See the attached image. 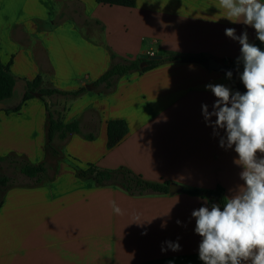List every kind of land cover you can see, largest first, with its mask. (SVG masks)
I'll return each mask as SVG.
<instances>
[{"label":"crops","instance_id":"1","mask_svg":"<svg viewBox=\"0 0 264 264\" xmlns=\"http://www.w3.org/2000/svg\"><path fill=\"white\" fill-rule=\"evenodd\" d=\"M218 3L135 0L132 8H125L95 0H0V62H10L9 73L17 79L14 91L21 87L4 104L18 102L25 81L37 75L41 87L63 92L83 87L86 91L77 97L54 94L45 101L55 118L76 120L82 133L95 135L90 141L78 134H55L54 152L47 150V113L40 99L31 98L16 112L0 110V156L19 150L33 164L41 156H67L78 168L86 163L125 166L150 181L203 190L219 186L230 196V189L243 183L242 168L234 163V149L219 146L201 108L207 104L211 111L216 99L206 84L233 90L225 74L199 62H167L121 76L111 94L90 86L110 63L143 53L236 64L240 45L225 35L226 28H235L237 35L246 30L249 42L264 50L253 28L221 17L226 13L215 7ZM113 119L123 120L127 133L108 148L106 122ZM58 145L64 149L59 151ZM67 166L65 179L54 175L39 185L14 186L4 193L0 264H203L198 255L202 238L194 231L191 213L205 198L180 190L131 196L114 186L75 180L73 166ZM110 200L125 215H115ZM134 212L141 214L142 226L131 223ZM167 241L178 242L181 250L172 251ZM162 246L167 250L162 252Z\"/></svg>","mask_w":264,"mask_h":264},{"label":"clouds","instance_id":"2","mask_svg":"<svg viewBox=\"0 0 264 264\" xmlns=\"http://www.w3.org/2000/svg\"><path fill=\"white\" fill-rule=\"evenodd\" d=\"M215 7L225 12L221 17L231 23L253 28L256 38L264 44V3L219 0ZM225 35L240 45L236 64L237 70L243 65L238 74L246 91L206 84L205 89L216 99L211 111L207 104L201 108L206 125L219 137V146L234 149V163L242 168L239 178L243 183L230 189L232 194L223 198L222 209L217 203L209 208L205 200L191 216L195 219L194 231L202 238L198 255L203 264H264V50L249 42L246 30L237 35L235 28H226ZM225 75L231 80L233 72L229 70ZM221 130L224 135H220ZM109 204L115 215H125L115 200ZM131 223L142 226L145 222L141 214L134 212ZM165 243L172 251L181 250L178 242ZM166 250L162 246L161 251Z\"/></svg>","mask_w":264,"mask_h":264},{"label":"trees","instance_id":"3","mask_svg":"<svg viewBox=\"0 0 264 264\" xmlns=\"http://www.w3.org/2000/svg\"><path fill=\"white\" fill-rule=\"evenodd\" d=\"M97 4L109 6H121L125 8H132L135 0H95ZM112 57L113 55L110 54ZM180 61H194L202 64H207V58L203 56H178V55H163L162 59L147 61L143 67H139L140 59L124 60L120 63H110L109 66L101 73V75L91 82L92 90L97 93L107 94L115 87V83L121 76L127 75L131 72L143 73L151 68L167 62H180ZM235 69L232 79L229 80L233 91L239 90L241 93L246 91L244 86L240 83L239 72L243 71V65L240 64L237 70V64H229L226 60L223 61ZM9 63L2 64L0 62V103H6L12 95L15 88L17 79L9 73ZM42 80L40 76H35L30 81H25V88L22 92L21 98L14 104H6L3 109L5 112L18 111L23 103L31 98L40 99L45 107L47 113V126H46V148L49 151L54 149L51 145L52 138L58 134L60 138H65L67 134H78L86 140H94L93 133H82L79 124L76 120L64 123L60 118L54 117L50 111L48 104L45 101L46 97L54 94L64 95L69 97H77L86 91L85 88H79L73 92H63L56 88L41 87ZM127 133V127L123 120L113 119L106 122V137L107 147L112 148L119 143ZM8 159V163L14 166L21 175L25 176L30 183L22 185L15 184L12 177L0 174V207L2 204V197L4 193L14 186H27L32 187L39 185L43 182L44 175L47 168L44 163L33 164L24 158L17 156L0 157V162ZM73 178L75 180L92 183L94 186H114L122 189L131 196H142L147 194H168L169 185L168 181H150L145 179L142 175L137 174L125 166L117 168H103L94 163H86L83 167L73 168ZM180 192L205 198L210 204H220L223 208V198L225 197L224 190L221 187H216L213 190H203L198 188L181 187Z\"/></svg>","mask_w":264,"mask_h":264},{"label":"rangeland","instance_id":"4","mask_svg":"<svg viewBox=\"0 0 264 264\" xmlns=\"http://www.w3.org/2000/svg\"><path fill=\"white\" fill-rule=\"evenodd\" d=\"M87 33L89 34L90 32H87ZM17 88L18 89H16L14 92H15V94L16 93L20 94L21 93V87L20 88L17 87ZM113 90L112 91H109L108 93L111 94L113 92ZM65 100H66L67 103H69V101L71 99L70 98H67ZM57 149L59 151H62L64 148H63V146H59L58 145L57 146ZM31 153H33V152H31ZM10 156H17V157L19 156V157L24 158L25 160L33 163L31 161L30 156L26 152H21L19 150L18 151L17 150H13V151H10V152H6V154H4V156H0V157L10 158ZM42 160L45 163H47L48 164V167H49V172L48 173L46 172L45 175H44V178H43L44 181L45 180L46 181L52 180V177L54 175H55V177H54L55 179L61 178V177L63 179H65V178H67V173H66L67 168H68L67 165H69L71 167L73 166V168L76 167V165H75L76 163L73 160H70L69 158H67V156H64V158H61L60 156H56V157H53V158L52 157H49V156H45V157L41 156V158H40V160H39L38 163H44V162H42ZM0 174L1 175H6V176H9V177H12L14 179L15 184H22L23 185V184L30 183L29 180L25 176L21 175L19 173V171L14 166H12V165H10L8 163V159L0 162Z\"/></svg>","mask_w":264,"mask_h":264},{"label":"water","instance_id":"5","mask_svg":"<svg viewBox=\"0 0 264 264\" xmlns=\"http://www.w3.org/2000/svg\"><path fill=\"white\" fill-rule=\"evenodd\" d=\"M162 55L161 54H139L138 55V59L141 60V62L139 63V67H143L147 61H154V60H160L162 59ZM207 67L210 70H215L218 72H221L223 74H226L227 71L231 70L233 72V74L235 73V69L228 65L227 63L217 60L216 58L210 57L207 60ZM90 86H86L87 89H89ZM6 107V105L4 103H0V110L4 109ZM180 190L179 186H177L176 184L171 183L169 185V193L173 194L176 193Z\"/></svg>","mask_w":264,"mask_h":264},{"label":"built area","instance_id":"6","mask_svg":"<svg viewBox=\"0 0 264 264\" xmlns=\"http://www.w3.org/2000/svg\"><path fill=\"white\" fill-rule=\"evenodd\" d=\"M152 54V53H151Z\"/></svg>","mask_w":264,"mask_h":264}]
</instances>
